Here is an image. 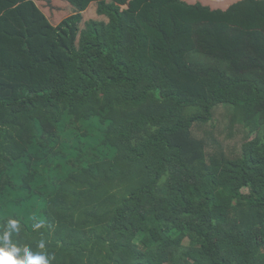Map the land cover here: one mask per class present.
<instances>
[{
	"label": "trees",
	"instance_id": "obj_1",
	"mask_svg": "<svg viewBox=\"0 0 264 264\" xmlns=\"http://www.w3.org/2000/svg\"><path fill=\"white\" fill-rule=\"evenodd\" d=\"M58 1L0 0V247L8 232L48 264H264V0H168L215 18L193 38L218 58L203 72L164 7Z\"/></svg>",
	"mask_w": 264,
	"mask_h": 264
},
{
	"label": "rangeland",
	"instance_id": "obj_2",
	"mask_svg": "<svg viewBox=\"0 0 264 264\" xmlns=\"http://www.w3.org/2000/svg\"><path fill=\"white\" fill-rule=\"evenodd\" d=\"M47 1L48 0H38V3L45 7ZM114 1L121 3L123 8H125V9L128 8L127 5H130V2H131V0H114ZM185 1H187L190 4H196V3L200 2L203 6L211 7L213 11H215L216 9H218V10L220 9L222 11H227L229 6L232 5V3L235 2L236 0H185ZM59 2H62V1H60V0L58 1V4L60 5ZM167 2H168V0H134L132 2L133 5H131V9L133 10L132 13L137 14V13L141 12L140 15H143V16L148 15L150 13V12H148V7L153 6V5L166 8L164 11L166 13L164 26L168 30L169 36H172V37L178 36V38L180 40L179 46H183V44L189 43V46L191 48V53L190 54L186 53V55L183 56L181 60L182 61L188 60L193 65L194 68H199L202 70V72L208 70L210 67H212L215 64V61L218 58L211 56L207 50H203L202 47L206 48L204 46V43L206 44L207 42L202 37L200 38V36H199L197 38V40H198L197 42H195V39H193V38L197 35V33L199 35L201 33V32H199V26H202V25L198 26L199 23L197 24V22H203V23L205 22L204 24H207L208 21L215 20V18L213 17V15H210V17H206V16L203 17L200 14V12H197L196 9L193 10V7H191V6L176 7V11L172 12L173 10L171 11L168 8ZM181 6H183V5H181ZM94 9H95V6L92 5L84 12V14L86 15V18H89V19L93 18L94 14L96 12ZM135 10H138V12H135ZM149 10H150V8H149ZM243 12H244V10H243ZM245 12H248V11H245ZM175 15L178 18L180 15L181 18H184L186 20L183 22H179L178 24H174L171 21V18L175 17ZM132 16H134V15H132ZM144 25L146 27L144 32L147 36V42L150 43V45H151V43H154L160 47L165 46L166 42H165L161 32H159L157 34V32H156L157 29H154L153 27L148 25L147 22H145ZM235 32H236L235 30H229L228 34L225 35L223 40L232 37L235 34ZM205 38H207V36H205ZM240 45H242V42ZM179 49L180 48L178 47V50ZM148 58L149 57L144 56V61L147 60ZM149 60H153V58H149ZM156 61L158 63H160L161 65L166 64L167 67H168V64L170 65V63L168 62L169 61L168 55L165 52H160ZM38 75L41 78L42 74L38 73ZM201 78H203V79H199L198 81H207L208 82L210 79H212V75L211 76L210 75H203Z\"/></svg>",
	"mask_w": 264,
	"mask_h": 264
},
{
	"label": "clouds",
	"instance_id": "obj_3",
	"mask_svg": "<svg viewBox=\"0 0 264 264\" xmlns=\"http://www.w3.org/2000/svg\"><path fill=\"white\" fill-rule=\"evenodd\" d=\"M8 228L16 229L17 221L9 220ZM3 239L6 246L0 247V264H48L44 256L33 254L27 247L23 249V256L19 257L21 249L15 246L7 247L9 240L8 232H5ZM40 247H44L43 243L40 244Z\"/></svg>",
	"mask_w": 264,
	"mask_h": 264
},
{
	"label": "crops",
	"instance_id": "obj_4",
	"mask_svg": "<svg viewBox=\"0 0 264 264\" xmlns=\"http://www.w3.org/2000/svg\"><path fill=\"white\" fill-rule=\"evenodd\" d=\"M37 2H38V0H37ZM39 4V3H38ZM82 11V13H83V15H84V19H89V18H86V15L84 14V12L86 11L85 9L84 10H81ZM98 15L97 14H94V16H93V18L94 17H97Z\"/></svg>",
	"mask_w": 264,
	"mask_h": 264
}]
</instances>
